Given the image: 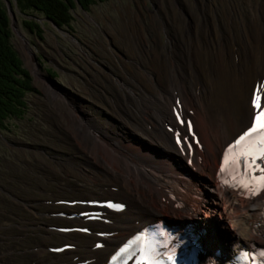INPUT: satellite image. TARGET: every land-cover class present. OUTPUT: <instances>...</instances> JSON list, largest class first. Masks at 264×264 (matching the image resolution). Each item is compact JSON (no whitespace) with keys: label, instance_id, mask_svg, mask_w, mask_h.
I'll return each mask as SVG.
<instances>
[{"label":"bare ground","instance_id":"bare-ground-1","mask_svg":"<svg viewBox=\"0 0 264 264\" xmlns=\"http://www.w3.org/2000/svg\"><path fill=\"white\" fill-rule=\"evenodd\" d=\"M172 1L170 9L175 3L185 22L173 27L169 50L156 42L148 74L134 78L143 97L134 106L125 102L127 119L142 135L126 126L102 134L96 123L82 122L70 111L75 140L101 167L96 173L101 187L90 198L81 194L96 203L76 206L81 219L74 223L85 232H77L74 250L53 254L57 264H105L141 224L159 219V206L172 224L206 231V259L214 252L233 256L243 246L264 245V233L254 229L264 193L247 198L221 187L215 175L225 146L251 121L254 89L264 98V6L255 19L237 21L229 15L222 26L211 11L196 12L195 17L179 0ZM198 2L197 9L205 8L206 0ZM143 138L158 147L140 150L138 146L147 147ZM183 159L203 176L189 171ZM111 197L126 204L116 215L100 205ZM84 211L93 212L90 219ZM212 214L222 229L227 226L223 241L209 227Z\"/></svg>","mask_w":264,"mask_h":264},{"label":"rangeland","instance_id":"rangeland-1","mask_svg":"<svg viewBox=\"0 0 264 264\" xmlns=\"http://www.w3.org/2000/svg\"><path fill=\"white\" fill-rule=\"evenodd\" d=\"M10 1L13 47L35 91L26 94L25 115L8 119V129L0 130V264H57L50 248L64 242L69 246L64 250H74L80 232L60 228L77 227L81 194L90 198L101 187L96 180L101 167L75 140L70 111L82 122L96 123L102 134L104 129L121 132L123 126L141 134L125 110V102L134 106L143 97L134 78L148 74L156 42L170 49L173 27L185 17L175 3L170 9L172 0H164L163 10L160 0H104L86 9L76 4L69 26H57L42 14L21 13ZM179 1L195 17L211 11L222 26L229 15L237 21L255 19L264 6V0H206L205 8L197 9L198 0ZM25 19L40 26V37L23 25ZM143 140L147 147L138 146L140 150L158 147ZM161 210L160 216L168 218ZM208 219L223 241L227 226L222 229L215 214Z\"/></svg>","mask_w":264,"mask_h":264},{"label":"trees","instance_id":"trees-1","mask_svg":"<svg viewBox=\"0 0 264 264\" xmlns=\"http://www.w3.org/2000/svg\"><path fill=\"white\" fill-rule=\"evenodd\" d=\"M104 0H15V5L23 14L33 11L47 17L57 26H69L71 10L77 6L86 9L89 5ZM9 12L0 0V130H7V120L21 119L27 109L26 94L35 91L31 77L13 47V28ZM23 25L38 37L42 32L40 26L31 19L22 21Z\"/></svg>","mask_w":264,"mask_h":264},{"label":"snow or ice","instance_id":"snow-or-ice-1","mask_svg":"<svg viewBox=\"0 0 264 264\" xmlns=\"http://www.w3.org/2000/svg\"><path fill=\"white\" fill-rule=\"evenodd\" d=\"M262 100L264 98L260 97L258 92L253 94L251 104L256 111L250 121V127L225 150V162H227L229 151L238 147L241 148L239 155L235 156L232 161L237 168L241 166V162L245 168H249L255 165L258 158L264 159V108L261 105ZM223 171L224 163L221 165V172ZM259 180L264 183V176H261Z\"/></svg>","mask_w":264,"mask_h":264},{"label":"water","instance_id":"water-1","mask_svg":"<svg viewBox=\"0 0 264 264\" xmlns=\"http://www.w3.org/2000/svg\"><path fill=\"white\" fill-rule=\"evenodd\" d=\"M5 1V4H6V7H7V10H8V12H9V15H10V12L12 11V7H11V1L10 0H4ZM11 26H12V28H14L13 27V23L11 22Z\"/></svg>","mask_w":264,"mask_h":264}]
</instances>
